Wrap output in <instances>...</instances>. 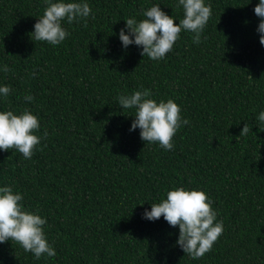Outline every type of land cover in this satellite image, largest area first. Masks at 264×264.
Listing matches in <instances>:
<instances>
[{"label": "trees", "instance_id": "trees-1", "mask_svg": "<svg viewBox=\"0 0 264 264\" xmlns=\"http://www.w3.org/2000/svg\"><path fill=\"white\" fill-rule=\"evenodd\" d=\"M86 22L64 24L58 45L30 33L44 0H0V83L11 86L0 109L29 108L43 138L24 159L0 151V185L24 194L47 217L54 257L33 258L15 241L0 243V264H264V46L256 31L258 0H211L201 34L181 31L154 61L121 47L126 18L152 3L182 18L176 0H88ZM178 23V21H176ZM141 87L172 98L188 124L164 150L129 131L132 109L116 97ZM31 94V102L24 96ZM249 131L239 136L244 124ZM47 133L45 136L44 133ZM203 188L224 230L193 259L175 245L178 226L142 218L174 186Z\"/></svg>", "mask_w": 264, "mask_h": 264}, {"label": "clouds", "instance_id": "clouds-1", "mask_svg": "<svg viewBox=\"0 0 264 264\" xmlns=\"http://www.w3.org/2000/svg\"><path fill=\"white\" fill-rule=\"evenodd\" d=\"M44 3L43 13L34 23L30 35L33 41L53 46L70 35L65 23L86 22L93 14L88 0H44ZM160 5L152 3L142 9L138 13L139 19L137 16L124 19L125 24L118 33L122 48L135 45L141 56L160 61L172 50L181 31L192 33L193 43L201 42V34L212 15L211 0H176V7L183 13L179 19L169 15ZM254 13L260 18L256 31L260 34L261 46H264V0H258ZM9 70L6 63L0 65V72ZM11 91L10 85L0 83V101L6 99ZM23 99L31 102L34 98L29 94ZM116 100L120 108L133 110L131 116L134 119L128 130L139 129L142 141L156 143L166 151L173 149L177 130L189 123L181 116V107L174 99L156 100L149 88L118 94ZM256 125L259 131L264 132V109L257 113ZM40 126L38 116L27 107L20 111L0 109V151L14 149L24 159L31 158L43 138L37 134ZM248 131L245 123L239 136L246 135ZM23 201L24 194L14 190L11 184L0 185V243L15 241L25 252H31L35 259L54 257L56 249L45 232L47 217L42 216L38 208L26 207ZM213 203L203 188L174 186L158 202H151L150 209H144L142 218L155 221L163 216L169 226H178L175 245L189 257L199 259L211 250L224 230Z\"/></svg>", "mask_w": 264, "mask_h": 264}]
</instances>
